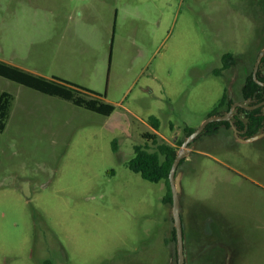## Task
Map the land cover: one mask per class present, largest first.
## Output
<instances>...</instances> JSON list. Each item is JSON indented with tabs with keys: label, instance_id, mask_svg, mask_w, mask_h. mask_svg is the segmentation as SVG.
<instances>
[{
	"label": "rangeland",
	"instance_id": "obj_1",
	"mask_svg": "<svg viewBox=\"0 0 264 264\" xmlns=\"http://www.w3.org/2000/svg\"><path fill=\"white\" fill-rule=\"evenodd\" d=\"M260 32L264 0H0V62L114 106L102 116L0 77L13 98L0 132V264H175L166 187L128 169L133 146L155 132L178 150L227 90L221 56L239 66ZM223 138L177 167L186 247L210 218L206 241L224 228L239 246L224 264H264V146Z\"/></svg>",
	"mask_w": 264,
	"mask_h": 264
},
{
	"label": "flooded vegetation",
	"instance_id": "obj_2",
	"mask_svg": "<svg viewBox=\"0 0 264 264\" xmlns=\"http://www.w3.org/2000/svg\"><path fill=\"white\" fill-rule=\"evenodd\" d=\"M261 41L264 42V32L256 34L255 46ZM262 45L263 46L259 48L258 51H256L257 49L254 47L256 50L253 52L254 60L251 66L248 62L252 58L253 53L240 56V60L238 61L239 66L237 65V61L233 60L229 67L232 76L231 80L228 79V107L222 106L218 109L216 108V111L208 115V117L226 115L227 119L208 123L207 125L212 123H214V125L211 126L210 130H206L207 125L204 127L199 136L192 141V143H194L193 149L187 154V156L197 151V144L200 141L211 138L212 143H214L217 138L224 139V136H226L229 141L228 143L226 139V142L223 140L222 146L226 148L236 145H260V148H262L261 146H264V55L261 57L255 70L258 55L264 50V43ZM240 63L242 64L240 65ZM239 78L240 82L238 83ZM249 78H252L256 85L254 89L250 84ZM186 137H184V139ZM182 174L185 175L184 171H182ZM184 175L182 176L184 177ZM212 222V219L209 218V220L203 222L202 227H199V231H197V234L199 235L198 239L192 245V249L195 251L191 254H189L186 247L185 232L182 222V236L184 241L183 264H224V258L230 250L233 254L235 251L239 253L238 243L233 240L231 235L233 232L231 233L227 229L222 228V232L220 231V235H222L218 241H213L211 243L206 241V238L211 236L210 226ZM173 258L175 264H178L176 248Z\"/></svg>",
	"mask_w": 264,
	"mask_h": 264
},
{
	"label": "trees",
	"instance_id": "obj_3",
	"mask_svg": "<svg viewBox=\"0 0 264 264\" xmlns=\"http://www.w3.org/2000/svg\"><path fill=\"white\" fill-rule=\"evenodd\" d=\"M248 62L251 66L254 60V53ZM222 71H229L232 60V55L225 53L221 56ZM217 76L224 78L227 90L217 105L219 107H228L229 100L227 97L228 92V79L224 75L216 72ZM0 77L9 81L15 82L22 86L33 89L45 95L59 97L61 99L71 102L74 106L83 108L100 114L102 116H109L114 111V106L106 102L102 95L72 84L70 82L52 78L50 80L40 76H35L29 72L23 71L19 68L10 66L6 63L0 62ZM250 84L254 89L256 87L252 78H249ZM240 82V78L238 83ZM12 95L9 93L0 94V132L5 129L6 121L9 116L10 106L12 102ZM216 111V109H215ZM149 124L156 132L159 129V121L155 117L149 118ZM214 123L206 126V130H210ZM195 128L186 127L184 129L185 137L190 135ZM144 144L133 146V156L128 161V169L135 174H138L143 180L150 183H158L163 181L166 187V194L163 198L165 203L171 204V191L168 181V175L175 158L177 149L172 145L161 141L155 132H145L141 134ZM196 141V140H195ZM180 145V142L178 143ZM194 143H192L193 145ZM202 150L200 147L197 148ZM184 163V157L180 160L178 167ZM180 206H181V199ZM171 239L176 240L175 230L171 231Z\"/></svg>",
	"mask_w": 264,
	"mask_h": 264
},
{
	"label": "water",
	"instance_id": "obj_4",
	"mask_svg": "<svg viewBox=\"0 0 264 264\" xmlns=\"http://www.w3.org/2000/svg\"><path fill=\"white\" fill-rule=\"evenodd\" d=\"M263 55H264V50H262L258 55L256 64H255V70ZM225 119H227L226 115L212 116V117H208L207 119H205L198 128H196L188 137L184 139L181 147L176 152L175 158L173 160L172 166L169 171L168 181H169V186H170V191H171V217H172L173 225L176 231V250H177L178 264H183V257H184L183 242L184 241H183V236H182V221H181V215H180L181 209H180V201H179L180 199V174L176 173V170H177L180 160L193 149L192 141L197 136H199V134L202 132L204 127L210 122L225 120Z\"/></svg>",
	"mask_w": 264,
	"mask_h": 264
}]
</instances>
